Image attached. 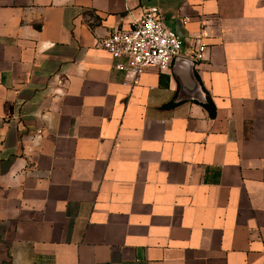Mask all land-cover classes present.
I'll return each mask as SVG.
<instances>
[{"label": "crops", "instance_id": "crops-1", "mask_svg": "<svg viewBox=\"0 0 264 264\" xmlns=\"http://www.w3.org/2000/svg\"><path fill=\"white\" fill-rule=\"evenodd\" d=\"M145 10L204 103L97 46ZM0 264H264V0H0Z\"/></svg>", "mask_w": 264, "mask_h": 264}, {"label": "built area", "instance_id": "built-area-1", "mask_svg": "<svg viewBox=\"0 0 264 264\" xmlns=\"http://www.w3.org/2000/svg\"><path fill=\"white\" fill-rule=\"evenodd\" d=\"M97 46L116 59V69L135 83L151 66L160 72L170 70L174 60L182 56L183 39L164 24L157 11L145 10L130 29H114L99 39ZM206 49V45L197 42L190 59L194 62L204 60Z\"/></svg>", "mask_w": 264, "mask_h": 264}, {"label": "water", "instance_id": "water-1", "mask_svg": "<svg viewBox=\"0 0 264 264\" xmlns=\"http://www.w3.org/2000/svg\"><path fill=\"white\" fill-rule=\"evenodd\" d=\"M173 65L182 82L180 98L196 99L204 103L206 101L205 94L193 75L194 62L180 56L174 60ZM182 68H184V72H182Z\"/></svg>", "mask_w": 264, "mask_h": 264}, {"label": "trees", "instance_id": "trees-1", "mask_svg": "<svg viewBox=\"0 0 264 264\" xmlns=\"http://www.w3.org/2000/svg\"><path fill=\"white\" fill-rule=\"evenodd\" d=\"M204 106L208 109L209 114L213 117L215 115V107L210 98H208L207 103H205Z\"/></svg>", "mask_w": 264, "mask_h": 264}]
</instances>
